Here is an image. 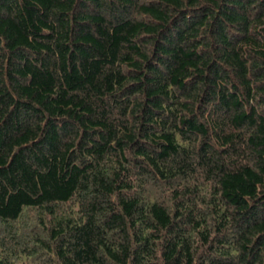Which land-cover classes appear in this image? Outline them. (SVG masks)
<instances>
[{"label":"trees","instance_id":"trees-1","mask_svg":"<svg viewBox=\"0 0 264 264\" xmlns=\"http://www.w3.org/2000/svg\"><path fill=\"white\" fill-rule=\"evenodd\" d=\"M264 264V0H0V264Z\"/></svg>","mask_w":264,"mask_h":264},{"label":"rangeland","instance_id":"rangeland-1","mask_svg":"<svg viewBox=\"0 0 264 264\" xmlns=\"http://www.w3.org/2000/svg\"><path fill=\"white\" fill-rule=\"evenodd\" d=\"M37 261H38L37 259H28L24 263H20V264H36Z\"/></svg>","mask_w":264,"mask_h":264}]
</instances>
